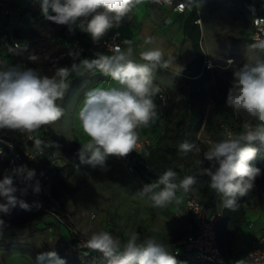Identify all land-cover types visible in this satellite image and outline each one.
<instances>
[{
	"label": "clouds",
	"instance_id": "clouds-1",
	"mask_svg": "<svg viewBox=\"0 0 264 264\" xmlns=\"http://www.w3.org/2000/svg\"><path fill=\"white\" fill-rule=\"evenodd\" d=\"M42 17L57 25H66L69 34L76 30L86 33L94 44L113 28H118L123 19L141 0H38ZM161 3V0H152ZM145 47L137 53L133 42L125 39L121 44L110 47L111 55L94 53L92 59L81 58L82 49L69 46L66 55L70 66H59L64 58H52L54 74L42 75L35 68L18 64L0 65V129L16 130L30 137L42 127L59 121L64 116L62 101L70 87L69 78L86 73L99 72L115 82L111 87H95L85 92L77 118L87 141L80 144L76 155L81 165L107 170L110 157L124 158L134 151L138 141V129L147 128L158 118L155 103L160 88L154 83L155 73L160 69L178 66L176 58L167 57L155 38L144 40ZM29 46L21 42L7 45L11 55L20 56ZM250 53V54H249ZM247 59L242 66L233 70V80L226 96V106L236 112H244L256 123L245 122L243 131L227 132L223 138L210 142L203 152V161L210 166L202 168L209 188L222 197L226 207L236 204V198L247 195L254 182L261 175V169L254 166L258 149L257 141L264 142V39L247 46ZM30 61H37L35 54ZM228 65L233 61L229 60ZM44 142L35 140V146L42 149ZM195 144L187 140L178 146V155L186 156ZM36 176L34 169L27 165L13 167L0 179V213L8 214L19 203L17 193H27V187L19 188L17 183L31 186ZM197 183L194 176L180 178L172 168H168L152 183L144 184L135 192L140 199H146L154 208L179 205L183 199L178 192L189 193ZM33 191L39 192L37 182ZM3 221L0 220V225ZM87 232V230H85ZM2 235V232H0ZM84 246L97 251L107 260V264H179L176 255L161 241L153 237L141 239L137 230H131L122 240L111 232H92L84 240ZM36 264H65L55 251L40 252ZM235 264H249L247 259H239Z\"/></svg>",
	"mask_w": 264,
	"mask_h": 264
},
{
	"label": "rangeland",
	"instance_id": "rangeland-1",
	"mask_svg": "<svg viewBox=\"0 0 264 264\" xmlns=\"http://www.w3.org/2000/svg\"><path fill=\"white\" fill-rule=\"evenodd\" d=\"M29 3L30 0L19 1L23 7ZM241 10V6L233 5L226 11L210 12L199 6L196 8L197 21L188 23L190 13L179 17L168 9L141 3L134 6L124 19L126 26L122 28L121 33L124 40L133 42L136 53L145 47L146 38H155L164 50L166 58H176V61L185 64L183 67L197 57L193 47V42L197 41L203 56V67L222 72L242 66L247 59V46L253 43L250 26ZM20 11L21 6L17 5L15 16L18 19L11 26L6 24L0 11V33L8 29L28 27L31 21L28 17L19 18ZM23 34L21 32L19 35ZM139 45L142 46L140 49ZM229 60L233 61L231 66L227 63ZM183 67L178 72L174 68L156 71L155 75L160 79H154V83L159 86L160 91L170 96V92L183 82ZM169 70H174L175 73ZM101 77L103 76L99 72H95L86 73L82 77L73 74L69 78L70 87L63 100L58 101L64 108V116L48 125L57 141L56 155L51 159V162L56 160L55 165H64L60 154L70 148L74 140L78 139L81 143L87 141L88 137L80 127L77 113L87 90L95 87L106 88L104 84H99ZM160 122L159 134L163 132L164 127L163 121ZM199 140L207 147L212 142L205 134L200 135ZM199 160L191 161L183 170L203 174L202 168L209 167V164L203 161L200 166L197 163ZM30 169L37 172L38 164H31ZM6 172L8 171L2 172L1 178ZM157 174L160 175V172ZM69 182L73 187H78V191L68 203L66 214L73 225L72 228L87 238L92 232L105 230L125 240L129 231L137 230L141 239L153 237L163 242L173 253V246L188 232L191 216L185 209L184 194L177 193L183 197L179 205L171 204L163 209L152 207L146 199L137 197L135 192L144 184L153 181L146 180L142 174L123 169L116 157L108 159L106 171L80 164ZM255 201L264 211L263 189L258 188ZM31 222L35 225L2 232L0 264H36L35 258L40 252L55 251L58 256L70 252V229L65 223L61 224L49 212L43 213L40 222L36 223L33 218ZM180 256H184L182 258L188 262L197 260L191 254L181 253ZM100 257L106 260L101 253Z\"/></svg>",
	"mask_w": 264,
	"mask_h": 264
},
{
	"label": "trees",
	"instance_id": "trees-1",
	"mask_svg": "<svg viewBox=\"0 0 264 264\" xmlns=\"http://www.w3.org/2000/svg\"><path fill=\"white\" fill-rule=\"evenodd\" d=\"M150 1L141 0V3L151 5ZM173 1L175 3L185 2L188 5V10L184 14L190 13L187 22L193 23L197 21L196 8L199 6L210 12H220L228 10L233 5L241 6L245 0ZM17 5L21 6L19 18L28 17L31 22L24 29H15L14 33L20 36L19 34L23 32L24 34L21 37L24 38V43L29 48L20 56H14L7 52L8 65L18 64L22 68H35L42 75L51 76L54 74L51 63L52 58L64 55V58L59 61V66H70L72 63L66 55L69 46L82 49L81 58H95L94 53L97 51L92 47L90 37L86 33L76 30L74 34H69L66 25H57L45 20L41 15L39 3L35 6L27 4L25 7L16 3L14 7H17ZM184 14L178 16L182 17ZM242 14L250 26L248 16L244 11H242ZM2 34L0 33V37ZM74 42H77V44H74ZM193 47L197 57L182 68L183 82L178 84L174 91L170 92V96L166 94L168 105L164 116L161 118L164 126L163 132L153 137V146L143 152L140 161L134 165V170L135 173L142 174L146 180L153 182L159 177L157 173L162 174L168 168L176 171L180 178L186 175L196 177L197 183L189 193L195 194L198 197L197 199L208 210L212 211L213 201L217 195L208 186L209 178L198 173V171L185 172L183 168H187L191 161L203 160V152L208 147L200 142V135L205 134L212 142H216L223 138L226 129L234 133L241 132L245 122L255 124L256 121L246 113L236 112L226 106V96L232 84L234 69H226L222 72L206 69L203 67V56L200 54L197 41L193 42ZM30 54H35L38 60L35 62L30 61L28 58ZM33 135L38 136V139L44 142L41 146L43 156L38 160V169L41 168L46 173V181L50 185L51 197L41 196L46 205L45 210L42 211L29 212L18 203L10 213H0V220L3 221V224L0 225V232L35 225L31 222L32 218L36 219V223H38L41 221L43 213L66 214L68 203L78 191V187H73L69 179L80 167L76 153L81 142L78 139L74 140L73 145L60 154V158L64 162L63 166L54 165L50 167L51 159L56 155V137L48 125L42 127ZM0 139L13 145L22 156L28 148L35 146L36 140L30 139L28 134L10 129H0ZM185 140L195 144L199 151L194 149L186 156H179L178 146ZM254 146L258 149V154L253 164L261 169V175L256 178L253 189L247 195L238 196L236 204L231 208L225 206L222 223L216 231L218 246L223 250V254L229 262L231 260V242L238 228L244 223L245 209L243 204L257 196L258 188L264 190V142L257 141ZM204 161L209 164L208 161ZM8 167L9 161L0 158V179H2V172ZM27 167L30 169V165H27ZM64 220L70 229L71 247L68 254L59 255L65 264H107V260H102L99 252L95 251L93 253L94 251L91 249L84 250L79 247L75 236L71 232L73 225L68 215L64 217ZM193 220L191 216V222ZM180 255H176L179 264L183 262L187 264H208L199 260L188 262L185 258H182L184 256Z\"/></svg>",
	"mask_w": 264,
	"mask_h": 264
},
{
	"label": "built area",
	"instance_id": "built-area-1",
	"mask_svg": "<svg viewBox=\"0 0 264 264\" xmlns=\"http://www.w3.org/2000/svg\"><path fill=\"white\" fill-rule=\"evenodd\" d=\"M24 1V0H19ZM18 0H0V11L6 24L11 26L17 21L15 16L14 4L19 3ZM38 0H30V5L35 6ZM152 6L169 7L176 14H184L188 10V5L185 2L175 3L173 0H161V3H153ZM242 11L248 16L250 22V36L253 42L264 39V0H245L241 4ZM124 26V19L121 21L118 28H113L109 33L100 41L99 44H94L90 38L92 47L97 51L107 55H111L110 47L115 44H121L124 41L121 30ZM13 42L24 43V38L14 33V29L5 30L0 37V65H8L7 45ZM123 46V45H122ZM5 52V53H3ZM155 101L158 102L159 117L162 118L165 114L168 97L165 92L160 91ZM244 130V129H243ZM242 130V131H243ZM231 132L225 130V133ZM30 139H38V136L32 135ZM153 146V138L148 135H143L138 130V141L134 151L129 153L124 158H117V162L128 172L135 173L134 165L140 161L143 152ZM43 153L37 147L28 148L24 156H22L13 145L5 143L0 139V158L9 161V167L6 171H11L13 167L20 165H37L38 160L42 158ZM56 160L50 162V167L54 166ZM45 171L41 168L36 172V176L32 181L31 186L17 183V187H27V193L21 195L19 192L17 196L19 200L27 205L25 208L29 212H38L45 210V202L41 196L50 198V185L46 181ZM39 184L40 191H33V186ZM184 194V193H183ZM40 196V197H39ZM185 209L193 217V222L189 225L186 235L173 246V254L179 255L181 253L191 254L197 260L206 262L208 264H235V262L227 261L223 251L218 246L216 231L223 220L225 205L221 197L216 196L213 201L212 211L208 210L205 205L198 200L193 194H184ZM53 216L61 223L64 224V217L66 214H53ZM71 232L81 249L87 250L83 242L87 239L81 232L72 228ZM243 259H247L249 264H264V234L260 235L256 246L245 255Z\"/></svg>",
	"mask_w": 264,
	"mask_h": 264
},
{
	"label": "crops",
	"instance_id": "crops-1",
	"mask_svg": "<svg viewBox=\"0 0 264 264\" xmlns=\"http://www.w3.org/2000/svg\"><path fill=\"white\" fill-rule=\"evenodd\" d=\"M157 7V6H155ZM162 8V7H160ZM165 9H168L170 12L174 13L171 8L169 7H163ZM176 14V13H174ZM179 15V14H176ZM126 23L124 21V26L125 28ZM142 46H138V49H140ZM138 50V53L142 50ZM137 53V61H139V56ZM175 63L178 66H173L178 72L184 63L181 61H176ZM171 73H175L174 70H169ZM100 74V73H99ZM101 75V74H100ZM102 76V75H101ZM170 75V79H171ZM101 82L99 84H104V86L111 87L115 86V82L111 81L110 78L107 77H101ZM159 80V76L155 75V78ZM155 81V80H154ZM169 82V80H168ZM158 107V102L155 101ZM159 113V110H158ZM161 118L158 115V118L156 119L155 123L151 124L147 128H140L138 129L143 135H148L151 136L152 138L159 135L160 130H159V125H160ZM257 196L255 198L247 200L244 204L243 207L245 209V216H244V223L238 228L237 233L233 237V240L231 242V260L230 262H236L239 259H243L247 253H249L257 244L258 238L260 235L264 234V211L260 204H258L257 201ZM223 251V250H222Z\"/></svg>",
	"mask_w": 264,
	"mask_h": 264
}]
</instances>
